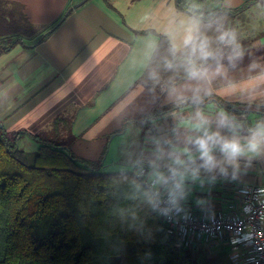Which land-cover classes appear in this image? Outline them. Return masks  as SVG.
<instances>
[{
	"label": "crops",
	"instance_id": "1",
	"mask_svg": "<svg viewBox=\"0 0 264 264\" xmlns=\"http://www.w3.org/2000/svg\"><path fill=\"white\" fill-rule=\"evenodd\" d=\"M0 2L7 10L6 30H28L0 54V138H16L28 154L39 147L33 137L40 138L76 157L101 161L108 172L123 145L142 136L146 122L165 120L171 108L158 90L148 91L140 57L146 39L164 38L168 13L182 12L175 0ZM223 9L227 26L236 29L251 57L264 59V0H231V7ZM248 62L246 56L241 68ZM218 103L225 101L217 96L208 107ZM228 105L241 107L237 113L245 111L238 103ZM255 115L249 112L250 118ZM245 185L264 186V162L255 163L236 181L197 190L193 200L200 196L208 201L203 210L191 200L188 207L201 217L214 214L236 202ZM216 247L225 249L224 258ZM191 251L197 257L219 255L222 264L229 260L224 245Z\"/></svg>",
	"mask_w": 264,
	"mask_h": 264
},
{
	"label": "clouds",
	"instance_id": "2",
	"mask_svg": "<svg viewBox=\"0 0 264 264\" xmlns=\"http://www.w3.org/2000/svg\"><path fill=\"white\" fill-rule=\"evenodd\" d=\"M226 21V13L205 12L197 0H186L184 11L166 16L163 46L152 38L143 43L145 85L171 110L123 145L102 197L113 200L110 215L138 233L145 234L149 216L189 219L190 200L202 210L208 203L193 200L197 190L236 181L264 162V59L252 58ZM217 96L225 103L209 108ZM234 102L245 111L226 106ZM257 191L264 200V188Z\"/></svg>",
	"mask_w": 264,
	"mask_h": 264
},
{
	"label": "trees",
	"instance_id": "3",
	"mask_svg": "<svg viewBox=\"0 0 264 264\" xmlns=\"http://www.w3.org/2000/svg\"><path fill=\"white\" fill-rule=\"evenodd\" d=\"M175 1L184 11L186 0ZM197 2L205 12L225 13L223 0ZM6 16L0 2V54L28 33L27 26L6 30ZM33 139L39 147L28 154L16 138H0V264H191L156 216L146 218L141 234L110 215L101 161Z\"/></svg>",
	"mask_w": 264,
	"mask_h": 264
},
{
	"label": "built area",
	"instance_id": "4",
	"mask_svg": "<svg viewBox=\"0 0 264 264\" xmlns=\"http://www.w3.org/2000/svg\"><path fill=\"white\" fill-rule=\"evenodd\" d=\"M245 185L236 202L201 217L189 208L187 220L167 221L157 217L179 252L193 247L224 245L229 249L226 264H264V200L258 189Z\"/></svg>",
	"mask_w": 264,
	"mask_h": 264
},
{
	"label": "rangeland",
	"instance_id": "5",
	"mask_svg": "<svg viewBox=\"0 0 264 264\" xmlns=\"http://www.w3.org/2000/svg\"><path fill=\"white\" fill-rule=\"evenodd\" d=\"M198 248H200V247H198ZM191 250L192 249H182V250H180L182 252V254L187 255V259L189 261H191V264H222L220 262L222 261V259L225 256V249H221L220 247H216L215 250H216V253L220 252V255L223 258H221V256H219V255H216V256L207 255V257H197L196 254H193ZM204 250H207V248L205 247ZM198 251H200L199 256H205L206 253H204L201 250H198Z\"/></svg>",
	"mask_w": 264,
	"mask_h": 264
}]
</instances>
